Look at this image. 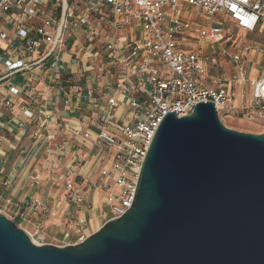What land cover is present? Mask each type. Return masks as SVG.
<instances>
[{
    "label": "built area",
    "instance_id": "built-area-1",
    "mask_svg": "<svg viewBox=\"0 0 264 264\" xmlns=\"http://www.w3.org/2000/svg\"><path fill=\"white\" fill-rule=\"evenodd\" d=\"M186 8L203 15L201 23L184 20L182 12ZM45 10L49 14L43 17ZM103 13L108 28L120 33L130 27L134 33L125 39L124 46H119V38L111 39L103 50L110 55V63L123 66L113 90L126 99L125 123L116 135L100 130L93 139L89 133L75 130L72 137L90 140L91 151L107 150L108 164L90 187L103 194L111 221L130 209L147 150L166 114L186 117L196 104L210 102L218 117L225 111L247 122L258 121L264 127V0H0V20L10 23L15 34L9 40L6 32H0V43L5 44L9 54L4 70L41 67L49 58L58 60L65 35L74 24L83 29L89 43L93 42L99 33L89 19ZM204 15L211 19L219 16V20L206 24ZM38 18L41 22L34 23ZM226 24L235 32L230 33ZM239 32L251 33L255 38L240 46ZM42 46L48 47L43 57L33 65L24 63ZM142 86L145 91H139ZM9 93L17 95V90L11 88ZM133 93H139V98ZM2 106L10 108L11 103L6 100ZM117 106L116 97L111 96L106 103L111 120ZM84 161L85 156L78 154L65 176L49 181L50 186L64 185V201L77 208L84 200L75 178ZM10 205L2 207L0 202V214L12 220L34 245H44L34 243V239L49 203L37 198ZM30 215L35 217L31 222L33 232L22 227L30 221ZM79 223L82 228L85 219Z\"/></svg>",
    "mask_w": 264,
    "mask_h": 264
},
{
    "label": "water",
    "instance_id": "water-1",
    "mask_svg": "<svg viewBox=\"0 0 264 264\" xmlns=\"http://www.w3.org/2000/svg\"><path fill=\"white\" fill-rule=\"evenodd\" d=\"M153 137L122 217L59 247L0 214V264H264V133L227 128L206 102Z\"/></svg>",
    "mask_w": 264,
    "mask_h": 264
},
{
    "label": "crops",
    "instance_id": "crops-1",
    "mask_svg": "<svg viewBox=\"0 0 264 264\" xmlns=\"http://www.w3.org/2000/svg\"><path fill=\"white\" fill-rule=\"evenodd\" d=\"M45 11L43 17L49 14ZM102 15L104 13L96 16L97 20L89 19L99 33L93 42L89 43L81 27L71 25L58 60L49 58L42 62L41 67L33 63L45 55L48 50L46 46H42L32 57L24 59V63L33 65L30 69L5 71L4 63L9 54L5 44L0 43L2 207L10 204L12 207L26 199L37 198L55 203L54 189L61 192L64 188L60 183L57 187H51L49 181L65 176L67 168L78 154H83L85 161L82 168L78 169L75 185L76 179H85L87 182L88 179L97 177L101 168L108 164L107 150L97 148L91 151L90 140L72 137L75 130L87 132L93 139L100 130L116 135L118 128L125 123L119 117L124 109L127 110L124 106L126 99L113 90L114 84L121 78L123 66L122 63H110L107 58L110 55H106L103 50L105 42L111 39L119 38V46H124L125 39L134 33L130 27L120 33L115 32L108 28L104 22L105 15ZM33 22L38 24L41 18L34 19ZM226 27L230 33L235 32L233 26L226 24ZM2 31L7 33L9 40L14 38L10 23L4 20H0V32ZM248 35L251 37L249 41L254 40L253 34L239 32L240 40ZM239 42L240 46L245 45L244 42ZM125 53L128 51L125 50ZM114 54L118 56L117 51ZM11 88L17 90V95L9 93ZM139 91H145V87H140ZM111 96L116 97L118 105L112 120L106 107ZM133 96L139 98V93H133ZM6 100L11 103L10 108L2 106ZM94 196L93 199L96 200L97 196ZM60 212L63 217L60 205L55 203L51 211L52 219L59 218Z\"/></svg>",
    "mask_w": 264,
    "mask_h": 264
},
{
    "label": "rangeland",
    "instance_id": "rangeland-1",
    "mask_svg": "<svg viewBox=\"0 0 264 264\" xmlns=\"http://www.w3.org/2000/svg\"><path fill=\"white\" fill-rule=\"evenodd\" d=\"M182 13V18L184 20H190L195 25L201 23L203 15H200V13H198L193 8H186ZM204 18H206V15H204ZM206 20V24L217 22L219 20V16L214 17L213 19L206 18ZM250 39L251 37H249L248 35L240 41L244 42L246 46L249 44ZM229 67L231 68L232 65L229 64ZM126 114V109H124L120 114L119 120H121L122 123L124 122ZM219 118L229 129L248 134L264 133V127L261 126L260 122L258 121L247 122L241 118L234 117L232 114L225 111L219 113ZM97 177H92L88 179L87 182L85 179L83 181H81L80 179H76L77 190L79 191L82 200H84L83 205L79 208L74 206L72 203H67L66 201H64V196L66 194L64 185V191L62 190L61 192H58L53 188L56 194L54 201H56L55 203L60 205L63 217L61 216L60 212L59 218L52 219L51 211L55 203L53 202L51 204L49 201H47L49 203V209L45 216L46 218L41 223L40 230L38 231L39 234L34 239L35 243H43L53 246H66L69 244H73L78 242L80 238L85 239L87 236L95 233L105 222L109 220V216L107 215V208L102 200L103 194L100 191L98 194L97 192L93 191L92 187H90L91 184L97 180ZM94 195L97 196L96 200L93 199V197H95ZM92 214L95 215L94 219ZM29 217L30 221L24 222L22 224V227L28 231L30 230L31 232H33L34 230L31 228V222L35 217L33 215H30ZM84 219L85 223L81 228L79 220ZM66 236L68 237L66 238Z\"/></svg>",
    "mask_w": 264,
    "mask_h": 264
},
{
    "label": "bare ground",
    "instance_id": "bare-ground-1",
    "mask_svg": "<svg viewBox=\"0 0 264 264\" xmlns=\"http://www.w3.org/2000/svg\"><path fill=\"white\" fill-rule=\"evenodd\" d=\"M35 243V242H34Z\"/></svg>",
    "mask_w": 264,
    "mask_h": 264
}]
</instances>
